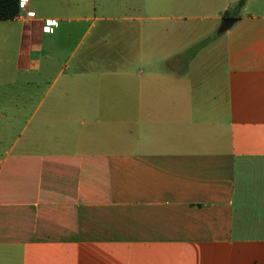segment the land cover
I'll use <instances>...</instances> for the list:
<instances>
[{
	"label": "crops",
	"instance_id": "obj_1",
	"mask_svg": "<svg viewBox=\"0 0 264 264\" xmlns=\"http://www.w3.org/2000/svg\"><path fill=\"white\" fill-rule=\"evenodd\" d=\"M239 1L0 20V264H264V0Z\"/></svg>",
	"mask_w": 264,
	"mask_h": 264
},
{
	"label": "trees",
	"instance_id": "obj_2",
	"mask_svg": "<svg viewBox=\"0 0 264 264\" xmlns=\"http://www.w3.org/2000/svg\"><path fill=\"white\" fill-rule=\"evenodd\" d=\"M248 0H240L234 7L242 10ZM21 0H0V20H13L21 13ZM230 16L229 10L224 14Z\"/></svg>",
	"mask_w": 264,
	"mask_h": 264
},
{
	"label": "water",
	"instance_id": "obj_3",
	"mask_svg": "<svg viewBox=\"0 0 264 264\" xmlns=\"http://www.w3.org/2000/svg\"><path fill=\"white\" fill-rule=\"evenodd\" d=\"M236 22H237L236 18H225L222 21L221 27L219 29V33L222 34V33L229 31Z\"/></svg>",
	"mask_w": 264,
	"mask_h": 264
},
{
	"label": "built area",
	"instance_id": "obj_4",
	"mask_svg": "<svg viewBox=\"0 0 264 264\" xmlns=\"http://www.w3.org/2000/svg\"><path fill=\"white\" fill-rule=\"evenodd\" d=\"M24 0H21V7H23Z\"/></svg>",
	"mask_w": 264,
	"mask_h": 264
}]
</instances>
